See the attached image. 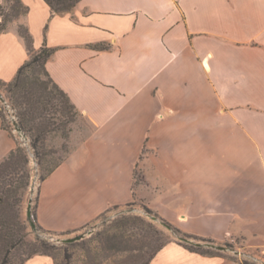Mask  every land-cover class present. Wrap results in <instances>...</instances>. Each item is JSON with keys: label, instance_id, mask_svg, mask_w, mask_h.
Instances as JSON below:
<instances>
[{"label": "crops", "instance_id": "obj_1", "mask_svg": "<svg viewBox=\"0 0 264 264\" xmlns=\"http://www.w3.org/2000/svg\"><path fill=\"white\" fill-rule=\"evenodd\" d=\"M20 2L26 12L0 32V80L29 57L12 27L22 23L35 49L55 48L45 67L92 125L85 155L38 182V225L78 231L131 202L146 153L142 197L161 218L264 249V0H80L66 13ZM16 142L0 117V161ZM148 264L240 263L171 240Z\"/></svg>", "mask_w": 264, "mask_h": 264}, {"label": "rangeland", "instance_id": "obj_2", "mask_svg": "<svg viewBox=\"0 0 264 264\" xmlns=\"http://www.w3.org/2000/svg\"><path fill=\"white\" fill-rule=\"evenodd\" d=\"M17 5V1L11 0L7 2L4 8L0 9L1 19L5 23L6 28L9 27V23L19 17V15H15L16 10L13 9ZM21 26L24 25L21 23L12 27L18 31ZM36 75L45 82L42 84L38 80V86L40 84L44 87L45 84L49 89L51 88V84L43 72L37 71ZM0 95L2 96L0 98V110L4 116V123L9 127L17 143L28 148L30 140L21 129L18 130L16 128L14 115L16 111L7 103L4 86L1 84ZM11 119H13V122ZM91 131L92 125L90 122L80 111H76L66 126L67 136L64 138L58 133L45 144V148L49 151L45 157L50 159L52 163L59 159L65 160L73 155H77L79 159L82 158L86 153L84 141ZM142 156L140 163L150 169L151 167L145 162L146 153H142ZM33 161L34 159L30 155L27 168L30 177L27 185H23L20 189V201L16 213L19 221L24 226L25 241L34 243L36 242V237L40 236L41 239L53 245L55 248H52L51 254L56 264H95L98 262L101 264H140V260L146 256V251L150 246L171 240L182 242L188 246L198 245L201 251L209 249L240 264L245 261L254 264H264V249L244 247V243L238 237L237 240L233 238L222 241H207L197 238H183L180 235H176L164 223L163 218L150 206L149 202L142 197V190L146 189V186L149 187V183L145 179L141 164L135 170L133 181L135 195L131 202L109 208V210L78 231H51L44 228L40 230L37 227L34 230L30 226L26 213L29 204L31 209L34 210L37 185L40 181V175L44 172L43 167L46 165L43 164L42 168H38ZM125 220H134L133 227H117V224L123 223ZM79 234H83L82 238L74 240L73 243L68 245L63 243L65 239ZM113 234L118 235V237L113 238ZM117 240L119 241L117 242ZM110 241L114 242L112 245H115V248H108V244H111ZM214 245L227 248H219ZM26 249L25 244L14 249L11 252L9 264H19L20 260L24 258ZM64 254L68 257L67 260L64 259Z\"/></svg>", "mask_w": 264, "mask_h": 264}, {"label": "trees", "instance_id": "obj_3", "mask_svg": "<svg viewBox=\"0 0 264 264\" xmlns=\"http://www.w3.org/2000/svg\"><path fill=\"white\" fill-rule=\"evenodd\" d=\"M11 0H7L10 2ZM17 1L18 5L13 7L15 15H22L26 12L27 7L24 6L20 0ZM80 0H45L50 6L53 13H66L70 12ZM4 8L0 5V9ZM1 16V13H0ZM7 29L2 19L0 21V32ZM19 35L23 38L27 47L29 57L20 66L15 77L10 81L0 80V84L4 86L5 99L10 104L12 109H15V122L23 133L29 138V147H24L16 142V146L0 161V264H9L11 252L18 246L25 244L27 249L24 252L19 264H24L27 258L34 254H46L52 259L51 250L55 248L50 245L46 240L41 239L40 236L36 237V242L27 243L25 241L24 226L19 221L16 213L17 206L19 205L20 189L23 185H27L30 173L27 170L30 155H32L34 162L38 168L43 167V173L40 175V180L46 178L64 159H59L56 162H51L45 156L49 152L45 148V144L52 140L56 134H61L62 137L67 136L66 126L73 118L76 111H79L70 100L69 96L55 83L49 75L45 64L46 61L53 55L55 48L43 45L38 49L33 47L32 37L25 26H21L18 31ZM98 49H107L109 44L98 43L95 44ZM41 71L47 77L51 84L48 86H38V80L43 84L36 72ZM41 87V88H40ZM4 99V100H5ZM1 126L3 129L11 133L9 127L4 123L3 113L0 110ZM13 122V119H11ZM91 124V123H90ZM142 154L140 159H142ZM135 178V175H134ZM31 218L38 229H43L35 220L34 210H30ZM164 223L176 234L183 238H197L201 240L213 241L212 239L200 237L192 234L185 233L175 227L172 223L164 220ZM134 220H125V222L117 224L122 227H133ZM69 232V231H66ZM118 235L113 234V238ZM116 241V240H115ZM119 240H117L118 242ZM108 248H115L112 245L114 242L110 241ZM65 245L73 243V241L64 240ZM116 243V242H115ZM167 242H161L156 245L150 246L146 251V256L140 260V264H148L155 254ZM185 247L190 250L205 254H215L216 252L207 250L201 251L199 246L186 245ZM228 245L227 243H225ZM218 253V252H217ZM64 259H68L64 254ZM56 264V263H54ZM101 264V263H95ZM243 264H254L245 261Z\"/></svg>", "mask_w": 264, "mask_h": 264}, {"label": "water", "instance_id": "obj_4", "mask_svg": "<svg viewBox=\"0 0 264 264\" xmlns=\"http://www.w3.org/2000/svg\"><path fill=\"white\" fill-rule=\"evenodd\" d=\"M0 98H2L1 95H0ZM14 123H15V122H14ZM15 126H16V128H17L18 130H20V128L16 125V123H15ZM30 210H31V206H30V204H29V205H28V209H27V213H26V214H27V218H28V220H29V223H30L31 228L35 230V229H36V226H35V224H34L32 218H31V212H30ZM82 236H83V234H79V235H76V236H74V237L67 238V239H65V240H67V241H74V240H78V239L82 238ZM214 246L219 247V248H224V249L227 248V247H225V246H219V245H214Z\"/></svg>", "mask_w": 264, "mask_h": 264}]
</instances>
